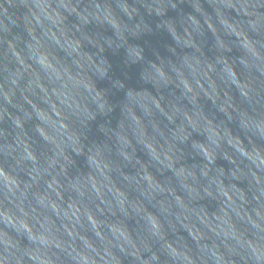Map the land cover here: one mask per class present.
<instances>
[{
  "label": "clouds",
  "instance_id": "obj_1",
  "mask_svg": "<svg viewBox=\"0 0 264 264\" xmlns=\"http://www.w3.org/2000/svg\"><path fill=\"white\" fill-rule=\"evenodd\" d=\"M21 3L28 39L23 48L7 44L10 67L0 79V111L23 129L11 111L22 107L49 155L21 140L16 147L26 178L0 168V264H115L116 250H127L139 264H264V94L250 78L264 81V0H216L212 13L193 6L187 26H169L174 43L193 48L189 27L206 28L223 51L214 57L201 52L195 63L184 59L168 68L152 62L149 77H142L145 86L125 92L107 153L85 147L71 118L113 111L93 80L107 75L106 59L93 58V42L73 38L64 21L75 14L87 23L92 16L124 42L127 25L99 4L86 15L71 0ZM121 11L131 19L136 9L121 5ZM152 11L162 14L158 7ZM6 14L0 4V15ZM73 27L79 32L80 25ZM225 38L241 50L237 59ZM68 49L72 73L60 56ZM129 56L144 59L138 48ZM161 81L178 88L187 104L163 103L156 92ZM201 99L218 105L227 124L201 110ZM177 143L188 144L191 164L177 156ZM72 153L83 157L80 165ZM162 173L168 182H161ZM128 183L135 186V201ZM128 210L138 215L152 246L110 219Z\"/></svg>",
  "mask_w": 264,
  "mask_h": 264
},
{
  "label": "water",
  "instance_id": "obj_2",
  "mask_svg": "<svg viewBox=\"0 0 264 264\" xmlns=\"http://www.w3.org/2000/svg\"><path fill=\"white\" fill-rule=\"evenodd\" d=\"M71 2L76 4L80 11L86 15L94 10L96 4H99L101 8L110 9L119 16L122 26L127 25L129 29L124 32L126 41L124 42L117 39L108 25L95 20L92 16L88 17L87 23L77 18L75 14L67 16L64 21L65 30L73 38H79L85 45L91 40L93 45L103 47V52L99 53L97 47L88 46V51L93 54V58H96V55H102L106 59L104 67L107 68V75L101 77L97 73L93 76V80L113 111L104 113L94 110L91 117H71L76 136L85 147L93 150L100 149L107 153L110 145L109 135L116 126L120 110L127 103L125 92L129 89L138 90L145 86L144 79L150 75L152 62L160 63L168 68L183 63L184 59H187L189 63H195V59H202L201 52L209 57H214L218 51H223L218 49L215 37L206 28L193 30L192 27H189L191 40L195 41L197 48H193L191 42L187 46L183 43H174L168 32L169 26L179 30L188 25L187 13L193 10V6L202 7L206 12L212 13L216 0H71ZM0 4H3V7L7 9L6 15H0V20L3 21L0 24V79H2L4 69L10 67L8 42L11 41L17 47L23 48L28 39L25 31L28 13L21 0H12V6H9L7 0H0ZM121 5L128 6L130 10L136 9L131 19L122 13ZM157 7L162 12L159 16L152 11V8ZM76 24L80 25L79 32H76L73 27ZM225 42L231 47L229 53L231 58L237 59L241 55L238 45L227 38H225ZM132 48H138L142 51L144 57L142 61L133 62L134 58L129 56V49ZM69 52L70 49L61 51L60 56L62 60L67 62L66 67L72 73L74 66L71 64ZM250 78L253 80V86L264 94V81H257L254 76ZM120 83L123 84V87H120ZM148 87H151V84ZM156 92L162 97V102L169 106L187 104L180 90L171 82L161 81L157 83ZM199 105L200 109L210 117L214 116L218 122L227 124V116L219 111L218 105H210L204 99L199 101ZM241 107L246 110L248 106L241 102ZM11 111L20 117L24 127L23 129L16 128L8 115L0 111V168L14 170L17 176L23 180L26 178L27 165L19 161L17 143L21 140H27L32 147L42 154V157L49 155V146L38 140L32 127L33 121L25 115L22 107ZM231 127H236L235 120L231 123ZM174 150L182 160L189 164L193 162L189 155L188 144L180 145L177 143ZM137 154L142 160L145 159L142 153L138 152ZM71 157L77 165L83 161V157L75 153H72ZM113 163L115 167H120L118 159L113 158ZM217 163L224 164V161L221 160ZM127 170L131 172V166ZM68 171L72 174L75 172V168L68 165ZM160 179L161 182L166 183L169 181V176L167 173H162ZM125 188L129 198L135 201L137 192L134 184L128 183ZM3 196L4 193L0 190V200H3ZM110 219L118 227L145 240V246H152L153 241L145 238L144 224L135 212L131 210L117 211L116 216ZM20 243L23 246L27 242L21 239ZM116 255L115 264H139V261L129 255L127 250L125 252L116 250Z\"/></svg>",
  "mask_w": 264,
  "mask_h": 264
}]
</instances>
